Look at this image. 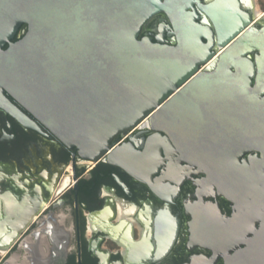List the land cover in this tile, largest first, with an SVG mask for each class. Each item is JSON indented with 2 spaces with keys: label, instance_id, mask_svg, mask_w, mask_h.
<instances>
[{
  "label": "water",
  "instance_id": "1",
  "mask_svg": "<svg viewBox=\"0 0 264 264\" xmlns=\"http://www.w3.org/2000/svg\"><path fill=\"white\" fill-rule=\"evenodd\" d=\"M240 2L0 0V107L40 130L7 93L67 148L93 161L128 162L123 167L139 179L147 176L142 161L131 160L136 154L131 147L119 157L111 141L155 109L149 118L152 128L161 130L167 119L180 117L181 127L200 126L198 133L211 136L216 129L225 154L238 158L264 136V117L256 115L264 104L259 97L264 91V28L252 24L245 30L250 19ZM158 12L170 20L172 44L162 37L156 42L138 38L143 24ZM212 45L226 47L215 55L209 52ZM203 63L204 70L197 71ZM154 140L160 141L156 135ZM155 151L149 176L162 163ZM194 161L207 174L214 171V160ZM218 168L225 171L226 163ZM12 230L0 228L6 242Z\"/></svg>",
  "mask_w": 264,
  "mask_h": 264
},
{
  "label": "flooded vegetation",
  "instance_id": "2",
  "mask_svg": "<svg viewBox=\"0 0 264 264\" xmlns=\"http://www.w3.org/2000/svg\"><path fill=\"white\" fill-rule=\"evenodd\" d=\"M246 3L240 2L250 19L245 28H264L262 5L255 1L262 11L256 18L252 3ZM197 14L199 21L202 15ZM172 31L169 18L158 12L143 24L138 38L156 42L162 37L163 43L172 44ZM216 47L209 52L217 55L222 48ZM5 96L40 130L24 126L0 107V221L5 210L13 217L0 222V228L21 229L0 264L13 253L19 263L27 252L23 241L36 246L43 264H264V136L257 137L254 149L233 159L222 150L225 141H217L216 129L210 132L212 138L198 133L200 126L181 127L180 117L167 119L161 130L152 128L149 118L155 109L111 141V150L120 149L126 156L128 147L144 154L131 158L142 161L139 166L147 176L139 179L119 159L83 158ZM259 97L264 99V91ZM260 105L256 115L262 118ZM155 149L161 150L162 163L149 176ZM194 160H214L215 172L207 174ZM222 163L225 171L216 169Z\"/></svg>",
  "mask_w": 264,
  "mask_h": 264
},
{
  "label": "bare ground",
  "instance_id": "3",
  "mask_svg": "<svg viewBox=\"0 0 264 264\" xmlns=\"http://www.w3.org/2000/svg\"><path fill=\"white\" fill-rule=\"evenodd\" d=\"M249 3H252V9H251V11L253 12V14L255 15V17L256 18H259L260 16H261V14H262V11L260 10V8L258 7V5L255 3V0H249L248 1ZM245 30H246V28H245ZM244 31H241V32H239V34L238 35H236V37H234V38H237L239 35H241L242 33H243ZM233 38V39H234ZM232 39V40H233ZM232 40H230L227 44H231V42H232ZM226 47V46H225ZM225 47H221L222 49L219 51V52H217L218 54L225 48ZM217 48V47H216ZM213 70V69H212ZM212 70H210L209 72H211ZM150 115V113L147 115V116H149ZM152 115V114H151ZM150 115V116H151ZM164 146H166V145H164ZM151 148H149L147 151H151L150 150ZM127 150H129L130 151V149L129 148H127ZM159 151H161L160 149H159ZM133 152H135L136 154H134L132 157H135V156H137V154H138V152H136V151H133ZM168 155V154H167ZM119 157H120V152H119V155H118ZM169 157V156H168ZM170 157H171V154H170ZM113 157H111V159H112ZM121 159V158H120ZM159 160V159H158ZM162 160V159H161ZM116 162H118V163H120V164H122V165H124V164H126L127 166L128 165H130L128 162H122V160H116ZM5 212V216H4V220L2 219L0 222H1V224H3V223H6V222H11V221H13V217H9V210H5L4 211ZM2 216H3V214H2ZM1 216V217H2ZM15 218H17L18 217V215H13ZM14 218V219H15ZM18 221L16 220L15 221V223H17ZM18 227H19V225L18 226H15V228H14V232H13V235L11 236L12 238L11 239H9V238H7L8 239V241H11V240H13V239H15L16 237H17V233H19V230H21V229H19L18 230ZM20 228V227H19ZM13 231V230H12ZM5 235L4 234H0V253H3V252H5V250H6V248H7V246H8V244H7V242H6V239H5V237H4ZM24 243V241L21 243V246L24 248H26L27 249V252H25L24 253V256H23V258L20 260V262L18 263V261H17V259L19 258L18 257V255L15 253L14 255H12V257L7 261L9 264H43V261H42V257H39V259L37 260V252H36V246L32 243V244H25ZM203 244H205V243H203ZM208 245V247H212L211 246V244H207ZM24 248V249H25ZM45 264V263H44Z\"/></svg>",
  "mask_w": 264,
  "mask_h": 264
},
{
  "label": "rangeland",
  "instance_id": "4",
  "mask_svg": "<svg viewBox=\"0 0 264 264\" xmlns=\"http://www.w3.org/2000/svg\"><path fill=\"white\" fill-rule=\"evenodd\" d=\"M257 3H258V5H262L261 7H263L264 8V0H255ZM3 254H4V252L3 253H0V257H2L3 256Z\"/></svg>",
  "mask_w": 264,
  "mask_h": 264
}]
</instances>
